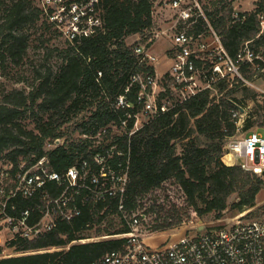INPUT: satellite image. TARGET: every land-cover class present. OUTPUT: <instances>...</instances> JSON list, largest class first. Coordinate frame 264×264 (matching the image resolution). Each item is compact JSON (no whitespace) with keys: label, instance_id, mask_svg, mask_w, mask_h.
Listing matches in <instances>:
<instances>
[{"label":"trees","instance_id":"trees-1","mask_svg":"<svg viewBox=\"0 0 264 264\" xmlns=\"http://www.w3.org/2000/svg\"><path fill=\"white\" fill-rule=\"evenodd\" d=\"M9 1L3 4L5 8L0 16V71L8 62L20 63L27 54L30 41L27 28L41 22L42 29L57 32L41 16L34 0ZM155 1L101 0L104 20L101 33L76 45L67 43L63 49L49 50L46 62L33 67V82L29 88H13L4 95L0 101V161L5 159L17 166L47 155L52 167L64 172L78 160L92 162L96 153L106 155L110 144L105 148L103 145L117 141L116 150L123 149L127 156L120 157L115 150L110 159L112 163H116L114 160L125 162L129 157V181L124 200L127 212L141 209L144 215L162 213L164 205L158 199L166 195L159 194L157 199L153 193L169 181L182 191L188 207L199 218L213 215L221 219L229 209L240 213L253 209L264 190V177L238 166H228L222 159L229 137L238 134L237 121L231 116L234 103L243 107L249 100H257V93L246 85L230 87L226 81H220L215 85L218 97L212 96V91H205L151 120L131 137L118 136L111 131L100 134L117 119L113 106L120 95L134 104V111L141 109L137 102L140 86L131 85L133 75H156L154 65L142 61L135 53L137 42L129 44L127 41L138 35L141 43L152 44L149 35L155 31ZM171 1L160 0L159 4L164 10L168 7L166 2ZM256 5L254 11L245 15V20L236 23H229L231 4L221 8L214 4L213 11L206 9L213 27L222 34L224 47L233 57L246 43L264 57L261 23L264 0ZM55 52L62 59L58 68L49 63ZM263 68L264 61L258 60L255 65L244 66L243 73L250 79L264 77ZM167 77L168 73L163 77L164 82ZM118 114L123 112L118 111ZM253 117L249 114L244 130L256 125L258 121ZM29 118L34 119L35 129L26 125ZM72 121L80 137L55 144L65 135L63 127ZM49 143L55 146L49 149ZM229 156L224 160L230 163ZM233 195L237 200L230 204ZM33 205L30 200L20 201L21 209ZM119 206L117 197L89 202L80 216L71 221L58 220L53 230L37 238H18L6 246L0 245V264H90L108 252L123 249L127 238L74 243L90 238L87 231L99 227L113 215L119 217L123 225L114 233L105 230L106 235L131 232V227L122 220ZM169 209H173V216L157 223L155 230H167L183 222L181 216H174L178 212L176 204ZM250 213L255 214L257 210ZM97 232L102 231L98 228ZM51 248L61 249L41 252ZM5 249L21 255L3 257Z\"/></svg>","mask_w":264,"mask_h":264},{"label":"built area","instance_id":"built-area-1","mask_svg":"<svg viewBox=\"0 0 264 264\" xmlns=\"http://www.w3.org/2000/svg\"><path fill=\"white\" fill-rule=\"evenodd\" d=\"M34 3L41 16L71 45L104 30L101 0H34ZM166 4L176 11L167 30L174 43L173 65L167 79L164 82L162 76L158 84L157 74L133 75L131 85L140 86L137 102L141 109L134 111V104L120 95L113 106L117 119L100 134L111 131L131 137L151 120L205 91L218 97L215 85L220 81H226L230 87L243 84L258 88L244 76L243 67L264 61L262 53L246 43L236 56H231L223 45L222 34L211 23L207 6H202L199 0H172ZM232 8L229 23L245 20L246 13L237 11L234 2ZM261 20L264 30V18ZM148 44L138 39L135 53L142 61L153 64L156 57L150 53ZM259 93L264 98V88H259ZM234 106L231 116L238 126L244 110L237 103ZM109 144L106 155L96 153L92 162L78 160L64 172L56 171L47 155L17 166L5 159L0 161V241L2 230L8 243L18 238H37L53 230L58 220L71 221L81 215L89 202L106 197L119 198V209L126 217L129 157L125 162L112 163L110 159L119 143L107 142L103 148ZM224 150L222 159L226 165L264 177L263 133L250 130L229 137ZM116 151L120 157L127 156L123 149ZM227 155H231L232 162L224 160ZM21 200H30L34 205L21 209ZM256 210L255 215L243 212L219 225L199 221L192 226L193 232L155 248L145 242L146 235L131 228V232L125 233L127 243L123 249L108 252L90 264H264V201ZM140 221L139 214H134L128 224L137 226Z\"/></svg>","mask_w":264,"mask_h":264},{"label":"rangeland","instance_id":"rangeland-1","mask_svg":"<svg viewBox=\"0 0 264 264\" xmlns=\"http://www.w3.org/2000/svg\"><path fill=\"white\" fill-rule=\"evenodd\" d=\"M202 6H207V11H213L215 9L214 4L219 8L222 4L228 6L231 4L237 11L242 12L243 14L251 13L257 7V2L259 0H199ZM236 1V2H235ZM4 2V3H3ZM9 0H0V16L3 15V9L5 5L9 3ZM160 0L155 1L154 7V21H155V31L149 35L153 39V42L150 46L151 50L150 53L156 57V60L153 62L155 67L156 74L158 76L157 81L158 84L161 83V78L167 72L171 71L173 65V58H172V49L174 47L173 41L169 37V32L167 31L169 26H171L172 18L175 15L176 11L171 9L169 6L166 7L164 10L160 4ZM5 4V5H3ZM211 6L208 7V5ZM41 22L37 23V25L32 26L28 29L30 34V41H29V48L27 54L20 61V63L16 62H8L6 63V67L2 68L0 71V101L3 99L4 95L11 89L17 88H29L33 82V67L35 65L44 64L46 62V55L49 50H54L56 48L63 49L66 47L67 42L66 40L58 33H54L51 31H46L40 27ZM165 32V33H164ZM140 39V38H139ZM129 40V39H128ZM151 41V40H150ZM138 43V40L130 39L129 44ZM50 65H53L55 68H58L61 63L62 59L60 58L57 52L53 53L50 56L49 60ZM244 76L249 79L252 83L258 86V88H253L248 86L249 88L253 89L257 93V100H249L246 102V105L243 106V114H242V121L238 122V134L246 133L247 130H244V124L246 119L249 117V114H253V119H256L258 122L256 125L251 128L250 130L258 131L264 134V98L259 93V88H264V77H257V78H248L245 74ZM26 125L30 129L36 128V123L33 118H29L26 120ZM262 125V126H261ZM74 123L73 121L68 123L63 127V132L65 133L62 140L58 139L55 144H63L65 141L69 140V138L75 140L76 138L80 137L79 133L74 130ZM248 130V131H250ZM237 134V135H238ZM54 143H49L47 147L53 148L55 146ZM180 151V148H179ZM228 160L231 162V157L229 156ZM161 195H166V197H159ZM170 195V197H168ZM158 199V201L163 204L164 210L162 213L158 214H146L144 215L143 210H136L134 212H127L126 217L122 214V220L124 224H128V221L133 218L134 214H139L141 218L140 223L137 226H132V230H137L139 233L146 235L145 242L152 246L153 248L165 245L170 243L171 241L179 239L182 235L188 234L193 232L195 229L192 227L193 225L197 224L199 221H202L205 225L208 224H215L219 225L222 223H226L228 220L235 218L240 212H235L229 209L223 218L215 219L213 215L207 216L205 218H199L194 215L192 210L188 207L187 203L184 200V196L182 191L175 185V183L169 181L167 182L163 188L158 190L156 193H153V197ZM171 198V199H170ZM237 200V196L233 195L229 202L232 204ZM264 201V190L261 192L256 208ZM149 204V201H147ZM176 204L178 212L174 214V216H181L183 218V222L180 225H177L173 228H169L167 230H155L154 227L157 223L163 222L164 218L173 216L172 210L169 209L170 206ZM170 210V211H169ZM250 209L244 211L247 212V215H252L249 211ZM252 210V209H251ZM243 213V212H241ZM256 214V213H255ZM253 214V215H255ZM160 218V219H159ZM123 223L121 219L115 215L110 216L109 219H106L99 227H92V229L87 231L88 236L90 238L81 239L77 242H87V241H98L105 238H127L125 233L121 234H111L106 235L105 230H109L108 233H114L122 227ZM129 225V224H128ZM101 230V233H98L97 230ZM192 228V229H191ZM1 233V241L0 244L2 246L8 245L6 242V232L2 230ZM8 236V235H7ZM61 248H51L42 251H54L60 250ZM21 255L20 253H15L11 249H5L3 253V257H11V256H18Z\"/></svg>","mask_w":264,"mask_h":264},{"label":"crops","instance_id":"crops-1","mask_svg":"<svg viewBox=\"0 0 264 264\" xmlns=\"http://www.w3.org/2000/svg\"><path fill=\"white\" fill-rule=\"evenodd\" d=\"M140 37L138 35H133L131 37H129L128 39H135V40H138ZM129 40H127L129 42Z\"/></svg>","mask_w":264,"mask_h":264}]
</instances>
